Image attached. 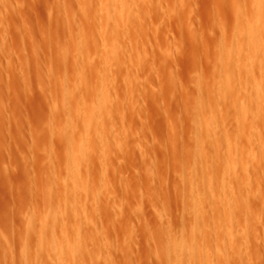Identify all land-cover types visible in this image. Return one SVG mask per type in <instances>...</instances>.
Masks as SVG:
<instances>
[{
    "label": "rangeland",
    "instance_id": "rangeland-1",
    "mask_svg": "<svg viewBox=\"0 0 264 264\" xmlns=\"http://www.w3.org/2000/svg\"><path fill=\"white\" fill-rule=\"evenodd\" d=\"M133 1L126 24H138L118 36L107 0H0V264H206L198 247L168 249L179 235L214 239L216 264H264V67L250 83L223 66L227 51L264 54L247 31V46L235 44L251 0ZM79 71L107 85L116 109L94 132L106 154L80 156L69 175L58 128L63 87L79 84ZM217 153L224 170L201 177ZM198 215L211 224L191 234ZM44 217L56 236L40 242Z\"/></svg>",
    "mask_w": 264,
    "mask_h": 264
},
{
    "label": "bare ground",
    "instance_id": "bare-ground-1",
    "mask_svg": "<svg viewBox=\"0 0 264 264\" xmlns=\"http://www.w3.org/2000/svg\"><path fill=\"white\" fill-rule=\"evenodd\" d=\"M108 1V4H106V3H104V4H106L107 5V7H106V9L108 8V10H107V16H108V18H111V16L114 18V23H112L113 24V32L116 34V35H120L121 33H123V32H125V29L126 28H131V24H132V22L131 23H129V24H126V19H128V17H126V15H125V11H126V8L127 7H129V5H131V4H133L132 2H134L133 0H107ZM132 1V2H131ZM104 2H106V1H104ZM264 0H251V3H250V11H249V13H247V10L246 9H244V10H246V12L245 13H247L246 15H248V16H243V17H247L246 19H247V21H246V19H243L244 21H245V23L243 22V26L242 27H240V32L239 33H237L236 34V36H237V38H236V40H235V44L236 45H238L239 46V48L240 47H242V46H244V45H246L247 46V41L245 42V40H247L248 39V46H251L252 48H250L249 47V49L251 50V49H253V52L255 51V50H257V51H259V50H261L262 49V47H263V39H264V26L262 25V26H258V27H256V25H255V27H254V25L252 26V25H250V20H248V19H250L251 17H253V18H255V19H258V20H262V18L264 17ZM238 11H239V9H238ZM241 11H243V10H241ZM243 13V12H242ZM241 14V13H240ZM244 14V13H243ZM251 16V17H250ZM105 18H107L106 16H105ZM96 20V19H95ZM129 20V19H128ZM133 21V20H132ZM95 22H97V21H95ZM103 22V21H102ZM105 22V21H104ZM79 23V22H78ZM99 23V22H98ZM134 23H136V21L134 22ZM133 23V24H134ZM132 24V25H133ZM136 24H138V22L136 23ZM140 24V23H139ZM252 24V23H251ZM256 24V23H255ZM78 25H80V24H78ZM87 25H88V22H87ZM92 25H93V23H92ZM127 25L129 26V27H127ZM95 27V26H94ZM104 27H105V25H104ZM126 27V28H125ZM134 27V26H133ZM92 28H93V26H92ZM96 28V27H95ZM94 29V28H93ZM245 31V32H244ZM246 31L248 32V33H246ZM244 33H246V34H249L248 36L249 37H246V35H245V40L243 41V34ZM100 40H102V37L100 38ZM109 43V42H108ZM88 45V44H87ZM237 46V47H238ZM88 48H89V46H88ZM86 49V48H80L79 50L78 49H76V51H78V54L81 56V55H83V56H86V60H90V57H91V55H90V52H93V51H88L89 49ZM250 50L247 52V54H252L253 52H250ZM252 51V50H251ZM263 51H264V49H263ZM121 52V50L119 51V53ZM125 52V51H124ZM244 51H238L236 54H234L233 55V57H231V54L227 51V53H225L224 55V59H225V62L223 63V66H224V68H226L227 66H229V65H234V67H235V69L238 71V72H241V71H244V72H246L247 74L249 73L250 75H248V77L250 76V77H252L253 76V73H254V71H255V69L257 68V67H261L262 68V66L264 67V54L263 55H261V54H259L258 56L257 55H255L256 53V51L254 52V54H253V56L251 57L250 56V54H249V56L250 57H247V58H243V56H245V54H246V52H244ZM262 52V51H261ZM260 52V53H261ZM264 53V52H263ZM86 54V55H85ZM127 54V53H126ZM78 55V56H79ZM76 56V55H75ZM115 56V55H114ZM119 56V55H118ZM248 56V55H247ZM77 57V56H76ZM82 57V56H81ZM83 58H85V57H83ZM94 58V60H95V57H93ZM78 59H79V57H78ZM125 59V58H124ZM123 59V60H124ZM73 60H75L74 58H73ZM81 60V59H80ZM84 60V59H83ZM100 60V59H99ZM98 60V61H99ZM103 60V59H102ZM118 60H119V57L117 58V57H115V58H113V59H107V60H103V61H101L100 63H101V65H103V66H110L111 64H118ZM85 61V60H84ZM223 61V60H222ZM90 62V61H89ZM92 62V61H91ZM80 63V62H79ZM87 63V62H86ZM81 64V63H80ZM80 64H79V66H80ZM90 64V63H89ZM87 65V64H86ZM85 68V67H84ZM68 70V69H67ZM80 70V69H79ZM78 71V70H77ZM84 72H86L85 70H84ZM67 73V72H66ZM78 82H79V84H77L74 88H72L70 85H69V87L67 86V83H66V87L64 86V84H63V90H62V96H63V99L62 100H64L66 103H64V105H63V110H64V113H62V114H64L63 116L62 115H60V117H61V119L62 118H64V121L66 122L65 124H66V127L64 126V123L62 122L63 121V119H62V121L60 120V122H62L63 124H62V126L61 125H59L61 128H58V131H59V135H60V143H61V145L63 146V153H64V157L66 158V160H67V162H68V166H69V168H66V170H67V172H68V174H69V171H70V174L69 175H71V173L73 174V173H75V172H79L80 170H81V163H79L77 160H78V158L80 157V156H82V155H95V153H98L99 152V156H100V153L101 154H106V152H103V150H104V147H105V142L104 141H102V139L103 140H105L103 137L101 138V140H99L100 138H97V136L94 134V132H96L97 130H102V129H99L100 127H102V125H104V119H105V121H106V119L107 118H110V117H106L105 118V116L107 115H109V116H111V115H113L112 114V112L114 111L113 109L115 108H113V106H112V103L110 104L109 102H110V100L109 101H106L107 99L105 98V92H107L106 90L108 89V87H107V85L106 84H104V82L103 81H100V79L98 80V82H96L95 84L94 83H92V82H90V81H88V79L86 78V76H85V74L83 73V72H81V71H79L78 72ZM87 75V74H86ZM101 76V75H100ZM73 77V76H72ZM252 78H253V80H252ZM252 78H248V79H250L251 80V82H250V80H248L250 83H253L255 80V75H254V77H252ZM77 79V78H76ZM63 80V79H62ZM69 80V79H68ZM67 80V81H68ZM71 80V79H70ZM223 80V79H222ZM221 80V81H222ZM253 81V82H252ZM70 82V81H69ZM75 82V81H74ZM95 82V81H94ZM223 82V81H222ZM71 83V82H70ZM73 83V82H72ZM74 84V83H73ZM109 86V85H108ZM107 88V89H106ZM255 91H256V93H257V96H256V101H255V106H256V111H258L259 109H260V106H261V103H263V102H261L262 100H260V98H261V95H260V90H259V88H258V86H256L255 85ZM98 89V91H100L99 93H95V91ZM231 89L232 90H234L233 89V87H231ZM75 90H77V91H75ZM75 91V92H74ZM49 92V91H48ZM51 96V95H50ZM59 96V95H58ZM97 96V97H96ZM108 96H109V93H108ZM98 98L99 100H100V102L99 103H97V104H95L94 106L92 105V107L91 106H89L88 107V105L86 106V107H84L85 106V103H86V100L88 99V98ZM95 98V99H96ZM53 99V98H52ZM57 99V98H56ZM111 99V101L113 100V98L111 97L110 98ZM60 100V99H59ZM210 101V100H209ZM61 102V101H60ZM88 102V101H87ZM97 102H98V100H97ZM92 103V102H91ZM116 103V102H115ZM209 103V102H208ZM61 104H62V102H61ZM61 104H60V106H61ZM86 104H89V102L88 103H86ZM204 104V103H203ZM210 104V103H209ZM264 104V103H263ZM262 104V105H263ZM116 105H117V103H116ZM58 106H56V108H57ZM263 107H264V105H263ZM61 108V107H60ZM116 109V108H115ZM263 109V108H262ZM57 110V109H56ZM62 111V110H61ZM75 111H77V114H76V112ZM261 111V110H260ZM52 112V111H51ZM73 112H75V114L78 116V118H76L77 119V122H72V120L74 119H72V117H73ZM57 113V112H56ZM55 113V114H56ZM51 114V113H50ZM54 114V115H55ZM53 117V116H52ZM56 117V116H55ZM74 117H75V115H74ZM53 119V118H52ZM51 119V120H52ZM111 119V118H110ZM109 119V120H110ZM55 121L53 120L52 121V127H53V123H54ZM110 122V121H109ZM109 125V124H108ZM110 125H111V123H110ZM114 125V124H113ZM64 126V127H63ZM49 127V126H48ZM110 127H112V126H110ZM62 128H66L65 130H63ZM53 130H54V127L52 128ZM112 129V128H111ZM115 129V128H114ZM49 130H50V128H49ZM56 131H57V129H56ZM103 131V130H102ZM52 132H54V131H52ZM100 132V131H99ZM105 132H107V131H105ZM111 132V131H110ZM109 132V133H110ZM173 132V131H172ZM93 134H94V137L96 136V138H94L93 137ZM107 135V134H106ZM173 135V134H172ZM109 136V135H108ZM112 136V135H111ZM113 136H114V133H113ZM126 136V135H125ZM175 138V137H174ZM53 140V139H52ZM52 140H50L51 142H52ZM175 141H176V138L174 139ZM107 141V140H106ZM56 142V141H55ZM111 142V141H110ZM33 144V143H32ZM48 144V143H47ZM106 144H109V142L107 143L106 142ZM48 146V145H47ZM54 146V145H53ZM58 146V145H57ZM46 146H44V148H45ZM55 147V146H54ZM58 148V147H57ZM60 149H62V148H60ZM49 150V149H48ZM52 150V149H51ZM109 151V150H108ZM31 152H33V151H31ZM53 153V152H52ZM219 153V152H218ZM216 154V159L218 160L217 162V165H215V169L214 170H212V168L210 167V166H207L208 165V162L210 161H206L205 163L207 164L206 165V169H200L199 170V175L201 176V177H205V178H207V179H209V180H211L212 178H213V175L214 174H219V173H221L223 170H224V161L222 162L221 161V158L219 157V155L220 154ZM33 156V155H32ZM44 156H46V155H44ZM49 156V155H48ZM103 156H105V155H103ZM221 156V155H220ZM94 157V156H93ZM222 157V156H221ZM33 158V157H32ZM98 158V157H97ZM53 159V158H52ZM95 160V159H94ZM262 160V159H261ZM54 161V160H53ZM193 162V161H192ZM210 162H212V161H210ZM220 162V163H219ZM189 163V162H188ZM81 164V165H80ZM101 165V164H100ZM189 165V167L191 166L190 164H188ZM199 165V164H198ZM202 165H203V163H202ZM67 166V167H68ZM84 167V166H83ZM195 167V166H194ZM186 169V168H185ZM195 169V168H194ZM66 170H65V174H66ZM93 171V170H92ZM194 171H196V170H194ZM213 171H215V173L213 172ZM230 171H232V173H233V168H232V170H230ZM84 172V171H83ZM184 172H186L187 173V171H184ZM188 172H190L189 170H188ZM197 172V171H196ZM53 173V172H52ZM214 173V174H213ZM184 174V173H183ZM188 174V173H187ZM187 174H186V176H187ZM234 175H236L237 173H233ZM67 175V174H66ZM90 175V174H89ZM92 175V174H91ZM195 175V174H194ZM196 176V175H195ZM195 176H193V177H195ZM239 176V175H238ZM245 176V175H244ZM67 177H68V175H67ZM189 178H190V174H189ZM196 179V178H195ZM241 180V179H240ZM82 181V180H81ZM92 181V180H91ZM190 182V181H189ZM240 182V181H239ZM77 184L80 186L81 185V183H78L77 182ZM239 184V183H238ZM77 185V186H78ZM78 188V187H77ZM76 188V189H77ZM80 189H81V187H80ZM83 189V188H82ZM92 189V188H91ZM78 190H79V188H78ZM89 190V189H88ZM84 191V190H83ZM78 192V191H77ZM76 192V193H77ZM82 192V191H81ZM207 197V196H206ZM206 199H208V198H205V202L206 201H208V200H206ZM199 201V200H198ZM201 202V201H200ZM197 204V203H196ZM200 204V203H199ZM203 207L204 206H200V205H198V206H195V210L197 211V213L198 212H200L201 210H203ZM185 209V208H184ZM43 212H45V211H43ZM46 213V212H45ZM51 214V213H50ZM201 214V213H200ZM42 215H43V213H42ZM44 215H46V214H44ZM43 215V216H44ZM86 215V214H85ZM84 215V216H85ZM89 215H90V213H89ZM48 216V215H47ZM199 217H196V219H194L192 222H191V225H190V227L189 228H187V229H190V232H192L191 234H194V233H196V231H198V230H200V229H202L201 227H206V225H208V223L209 222H207V221H209L208 219H210L211 217H209L208 216V218H206V219H204V217L202 218L200 215H198ZM211 216V215H210ZM37 217H39V216H37ZM46 217V216H45ZM45 217L43 218V221L45 220ZM50 217H52V215L50 216ZM54 217V216H53ZM87 217V216H86ZM207 217V216H206ZM214 217V216H213ZM202 218V219H201ZM52 219V218H51ZM86 219V218H85ZM211 220V219H210ZM213 220H214V218H213ZM37 221H39V219H37ZM52 222L54 221V220H51ZM215 221V220H214ZM51 222V223H52ZM85 222V221H84ZM101 222V221H100ZM211 222V221H210ZM49 223V221L47 222V221H44V224H43V230L42 231H40L41 233H39V241L41 242L42 241V236L44 235L45 236V234H46V236H48V238H51V235L52 234H54L53 232H52V230L54 229H56L55 227H54V224L52 223V224H48ZM209 224H211V223H209ZM67 225V226H66ZM66 228L68 227V223H66ZM34 226V225H33ZM71 226V225H70ZM83 226V225H82ZM35 228V227H34ZM61 228H63L64 229V225H61ZM29 229V228H28ZM57 229H58V227H57ZM72 229V228H71ZM124 229V228H123ZM184 229V228H183ZM50 230H51V234L49 233V235H48V232H50ZM65 230V229H64ZM67 230V229H66ZM70 230V229H69ZM94 230V229H93ZM203 230V229H202ZM186 231V230H185ZM29 232V231H28ZM58 232V231H57ZM56 232V233H57ZM66 232V231H65ZM168 232V231H167ZM202 232V231H201ZM37 233V232H36ZM67 233V232H66ZM103 233V232H102ZM28 234V233H27ZM68 234H70V232L68 231ZM180 234H181V232H180ZM183 234H184V232H183ZM188 234H190L189 232H188ZM55 236H56V234H54ZM210 235V234H209ZM208 235V236H209ZM28 236V235H27ZM31 236V235H30ZM37 236H38V234H37ZM36 236V237H37ZM50 236V237H49ZM54 236V239H56V237ZM184 236V235H183ZM196 236V235H195ZM223 236V235H222ZM221 236V237H222ZM179 238H182L180 235L178 236ZM178 237H175V239H174V241L177 239V240H179V241H177L176 240V243L174 244V245H172L171 246V244L169 245V247H168V249H170L171 250V248H173V250L176 252L175 254H177L178 255V253H180V252H182V250H183V248H185L186 249V251H193L194 249H196L197 247H198V249H197V251H199V252H201V251H204L203 253L205 254V256H204V258H205V260H206V264H216V262H214V260H215V258H217V259H219L220 257H221V259L223 258L222 257V253H221V251L220 250H218V251H215L214 250V248H213V246L214 245H212L213 244V240H210L211 238H210V236H209V238L207 237V238H205V240L204 241H202V242H200V243H198V238H197V241L195 240L194 242H189V240H185L184 241V239L183 240H181L180 241V239L178 238ZM197 237V236H196ZM195 237V238H196ZM212 237V236H211ZM220 237V236H219ZM219 237H218V239L216 240L217 242L218 241H220L222 238H220L219 239ZM30 238V237H29ZM44 238V237H43ZM52 238H53V235H52ZM186 239H188V238H186ZM191 239H193V238H191ZM204 239V238H203ZM53 239H51V241H52ZM82 240V239H81ZM168 240H171V238H169ZM200 240V239H199ZM224 240V239H223ZM167 241V240H166ZM172 241H173V239H172ZM190 241H192V240H190ZM201 241V240H200ZM169 242V241H168ZM177 242H179V243H177ZM46 243V242H45ZM23 244H24V242H23ZM27 245H29L28 244V242H27ZM41 245V244H40ZM43 245H44V243H43ZM48 245V244H47ZM13 247V246H12ZM45 247V246H44ZM26 248H28L27 246H26ZM40 248V247H39ZM236 248V247H235ZM29 249V248H28ZM185 249H184V251H185ZM232 249H234V248H232ZM237 249V248H236ZM25 250V249H24ZM30 250V249H29ZM22 251V250H21ZM235 251V250H234ZM171 252V251H170ZM231 252V251H230ZM24 253V252H23ZM28 253V252H27ZM167 253V252H166ZM202 253V252H201ZM234 253V252H233ZM30 254V253H29ZM234 255V254H233ZM179 256H180V254H179ZM24 257V256H23ZM225 257V256H224ZM26 258V257H25ZM179 258V257H178ZM171 259V258H170ZM225 259V258H224ZM167 260H168V257H167ZM226 260V259H225ZM219 261V260H218ZM219 263V262H218ZM167 264H169V261L167 262ZM221 264V263H220Z\"/></svg>",
    "mask_w": 264,
    "mask_h": 264
}]
</instances>
